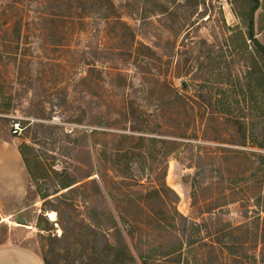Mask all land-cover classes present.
Segmentation results:
<instances>
[{
    "label": "rangeland",
    "instance_id": "1",
    "mask_svg": "<svg viewBox=\"0 0 264 264\" xmlns=\"http://www.w3.org/2000/svg\"><path fill=\"white\" fill-rule=\"evenodd\" d=\"M259 1L0 0V134L30 173L0 246L111 264L122 238L131 264H264Z\"/></svg>",
    "mask_w": 264,
    "mask_h": 264
},
{
    "label": "crops",
    "instance_id": "2",
    "mask_svg": "<svg viewBox=\"0 0 264 264\" xmlns=\"http://www.w3.org/2000/svg\"><path fill=\"white\" fill-rule=\"evenodd\" d=\"M264 44V29L260 32ZM16 138L0 134V218L1 222L22 208L30 188V173ZM0 264H45L42 255L22 244L0 246Z\"/></svg>",
    "mask_w": 264,
    "mask_h": 264
},
{
    "label": "trees",
    "instance_id": "3",
    "mask_svg": "<svg viewBox=\"0 0 264 264\" xmlns=\"http://www.w3.org/2000/svg\"><path fill=\"white\" fill-rule=\"evenodd\" d=\"M252 1L255 3V6L253 8V13H255L257 11V9L259 8L260 1L259 0H252ZM249 28H250V30L248 33V38L258 47V51L260 53H262V57L264 59V45L259 40H257V38H256L254 16L250 20ZM263 29H264V27L262 28V30ZM263 81H264V79H263ZM185 85L187 87V84H185ZM213 117L211 116L210 119H214ZM23 158H24L26 165H27V160L25 159L24 156H23ZM262 165L264 166V156H263V160H262ZM27 167H28V165H27ZM28 170H29V168H28ZM76 183L77 182L70 181L69 183H65L63 185V188H69V187L75 185ZM92 184L95 186V188H94L95 191L100 193L101 187H100L99 183L96 180H94L92 182ZM165 186L168 187L166 183H165ZM155 189L157 190L156 192H159L158 188H155ZM175 210L177 213H179L177 208H175ZM258 211H260V212H258ZM257 212H258V214H257V217H255V220L257 219L258 226L261 225V230H262L261 243L263 244V249H264V216H262V214L264 213V200L263 201L260 200V202L258 203ZM60 218H62V217L60 216ZM89 220L92 222L93 225L97 226L100 224V221H98L96 217L90 216ZM116 230H117L116 233L120 234L119 229L116 228ZM183 245H184L183 242H181L179 244L178 251H181L183 249ZM106 251H107L108 255L112 256V258H113L111 261V264H131L135 260L134 256L132 255L130 248L128 247V245L124 241V239H122V238L119 240L117 239L114 242L108 241ZM169 254L170 253H167L166 255H169ZM45 264H51V263H49L48 261L45 260Z\"/></svg>",
    "mask_w": 264,
    "mask_h": 264
},
{
    "label": "built area",
    "instance_id": "4",
    "mask_svg": "<svg viewBox=\"0 0 264 264\" xmlns=\"http://www.w3.org/2000/svg\"><path fill=\"white\" fill-rule=\"evenodd\" d=\"M23 130V124L21 121H16L12 125V133L14 136H19L20 134H22Z\"/></svg>",
    "mask_w": 264,
    "mask_h": 264
},
{
    "label": "water",
    "instance_id": "5",
    "mask_svg": "<svg viewBox=\"0 0 264 264\" xmlns=\"http://www.w3.org/2000/svg\"><path fill=\"white\" fill-rule=\"evenodd\" d=\"M20 224H22V225H26L27 224V220L25 219V218H20Z\"/></svg>",
    "mask_w": 264,
    "mask_h": 264
}]
</instances>
